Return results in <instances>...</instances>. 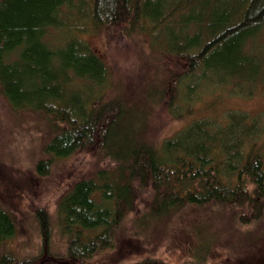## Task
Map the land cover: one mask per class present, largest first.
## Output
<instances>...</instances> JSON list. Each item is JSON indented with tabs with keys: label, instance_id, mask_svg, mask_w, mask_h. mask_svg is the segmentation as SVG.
I'll use <instances>...</instances> for the list:
<instances>
[{
	"label": "trees",
	"instance_id": "16d2710c",
	"mask_svg": "<svg viewBox=\"0 0 264 264\" xmlns=\"http://www.w3.org/2000/svg\"><path fill=\"white\" fill-rule=\"evenodd\" d=\"M112 28L144 32L154 52L183 62L178 85L210 80L247 94L248 86L264 84V0H0L1 94L13 108L48 114L59 126L36 174L81 149L114 162L75 180L59 199L65 254L47 250L50 216L38 209L43 252L17 257L5 248L14 218L0 207V264H90L115 248V231L129 214H140L139 227L202 207L227 212L233 225L263 222L264 111L195 118L158 147L139 142L132 126L124 134L128 110L104 98L108 66L81 36ZM193 230L191 258L173 264H208L216 240ZM126 245L121 249H131Z\"/></svg>",
	"mask_w": 264,
	"mask_h": 264
},
{
	"label": "rangeland",
	"instance_id": "374dc122",
	"mask_svg": "<svg viewBox=\"0 0 264 264\" xmlns=\"http://www.w3.org/2000/svg\"><path fill=\"white\" fill-rule=\"evenodd\" d=\"M49 36L56 39V32L51 30ZM81 36L108 66L104 98L118 100L128 110V120L122 126L124 134H129L132 126L139 142L146 145L158 147L195 118L211 115L222 119L228 111H264L263 82L248 86L247 94L241 93L240 87L238 92L234 85L221 87L210 80H186L178 85L185 65L154 52L144 32L124 35L119 28H112ZM58 129L50 115L13 108L0 91V207L15 221V233L7 239L5 248L19 258L43 252L44 242L35 218L38 209H45L50 216L47 250L65 254L67 239L57 215L59 199L75 180L114 166L105 155L81 149L68 158L54 159L46 175H37L35 165L51 157L44 148ZM140 196L148 199L146 193ZM206 210L181 209L170 219L144 227L137 225L140 214H129L115 231V248L98 253L90 264H135L146 259L164 264L187 261L192 255L189 233L196 228H203L206 236L216 240L208 264H264V219L260 224L239 226L231 223L227 212ZM209 231L216 235H209ZM247 239L251 242L243 244ZM121 242L131 245V249L122 250Z\"/></svg>",
	"mask_w": 264,
	"mask_h": 264
}]
</instances>
